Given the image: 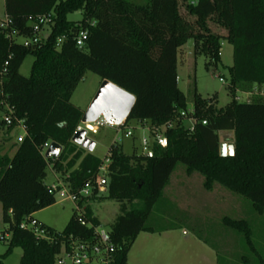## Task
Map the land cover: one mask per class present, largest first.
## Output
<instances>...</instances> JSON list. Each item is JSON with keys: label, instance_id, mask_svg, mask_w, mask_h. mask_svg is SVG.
Here are the masks:
<instances>
[{"label": "trees", "instance_id": "1", "mask_svg": "<svg viewBox=\"0 0 264 264\" xmlns=\"http://www.w3.org/2000/svg\"><path fill=\"white\" fill-rule=\"evenodd\" d=\"M5 11L10 28L18 34L9 38L0 18V109L6 113L9 106L28 129L25 139L15 143L13 156L0 148V202L11 233L6 255L21 247L20 264H55L60 244L22 228L28 217L54 235L92 230L82 226L76 215L63 231L34 217L56 202L46 183L50 161L70 172L66 181L72 192L96 180L104 163L72 142L84 110L71 97L88 71L136 96L127 123L162 126L179 118L177 127L165 131L167 145L154 144L152 154H126L122 145L110 147L106 189L93 200L120 204L110 234L121 263H127L142 231L173 229L157 230L147 220L178 163L187 171H199L207 190L219 183L250 199L256 212H264V97L256 96L250 103L235 99L237 85H264V0H5ZM76 11L83 18L69 20L68 14ZM44 15L53 18L49 35L26 46L20 37L32 38L33 24ZM81 28L89 31L83 48L75 41ZM63 35L66 39L58 47L57 39ZM190 39L195 54H205L209 66L221 62L223 41L233 45L228 84L232 99L225 107H217V95L203 97L195 90L193 112H188V99L178 84V54ZM28 55L34 56V62L30 75L24 76L20 67ZM183 111L188 119L192 116L193 128L184 122ZM2 124L6 126L3 120ZM6 128L5 136L10 137L12 126ZM222 131L234 133L233 156L220 155ZM47 142L63 146L59 157H44L42 147ZM63 158L68 160L66 167ZM85 216L100 224L89 206ZM222 221L255 249L250 220L225 216Z\"/></svg>", "mask_w": 264, "mask_h": 264}, {"label": "rangeland", "instance_id": "2", "mask_svg": "<svg viewBox=\"0 0 264 264\" xmlns=\"http://www.w3.org/2000/svg\"><path fill=\"white\" fill-rule=\"evenodd\" d=\"M135 1L144 2L145 0ZM0 11L2 13L0 15H3L4 0H0ZM68 18L72 21H80L83 18V14L81 11L72 12L68 14ZM1 19L4 20V17ZM214 27L218 29L215 25ZM219 30L224 33L223 30ZM44 35L45 33L43 32L42 36ZM33 62L34 56L28 55L20 67V73L24 76H29ZM207 63L208 58L205 54H195L193 39H190L179 50L178 84L188 99V109L193 108L195 90L203 97L217 95L216 105L219 108L225 107L232 99L228 84L230 78L229 68L234 63L233 45L223 41L221 62L217 66H209ZM220 76L224 77L226 82H222ZM101 80L99 75L88 71L75 89L71 102L84 109L91 97L96 94L102 82ZM245 88L249 87L246 85ZM4 114L5 112L0 109V148L3 153L13 156L16 152L15 143H18L17 137L20 134V130L19 127H12L11 131H13V134L10 137H6L7 128L2 124L1 120ZM188 123L186 121L187 125ZM129 125L134 127V137L124 138L120 145L123 146V151L126 154H141L142 138H149L150 133L148 130H142L137 121H131ZM231 132H219L221 142L234 144V134ZM116 135V130L108 125L101 127L95 132L88 130V136L96 142V147L92 153L105 160ZM67 154L68 150L65 151L64 156H67ZM72 155L70 154L69 158ZM67 161L63 158L61 164L66 167ZM56 163L54 160L50 161L47 168L46 183L48 185L58 184L59 181L65 182L69 177L70 172L59 169ZM168 180L162 196L157 201L147 220V225L153 226L157 230L166 227L173 229L161 232L142 231L127 254V264H177L176 259L181 256L185 258L193 257L197 263L199 261L202 263L203 258H210L213 263L216 264L217 262L218 264V260L230 261L229 259L235 257L241 261L240 264H260V258L244 236L235 229L226 226L222 221L225 216L235 219H248L250 221L253 216H258V212L253 209L250 199L232 192L219 183L214 185V191L205 189L204 176L197 170L187 171L183 163L177 164ZM221 192L228 194V201H224L221 198L219 195ZM55 200V204L36 212L34 217L48 227L63 231L73 215H76V206L74 201L62 192L55 194ZM195 201L198 202L195 205L196 207L191 204V202L195 203ZM221 201L224 202L221 203ZM89 207L94 217L98 219L100 225L106 230L111 229L117 215L120 213V204L115 200H92ZM262 220L254 221V227L258 223H261V225L259 228L256 227L253 241L256 243L255 247L260 249L264 257V243L261 241L264 239L262 237L264 235L260 233L264 226V224L262 225ZM0 224L4 227L6 225L3 221L1 202ZM183 228L189 230L191 238H193V235H202L209 241V244L216 247L217 251L210 249L198 239L193 241L196 243L194 252L188 251L187 248H184V245L187 247L186 244H188L189 239L183 234ZM7 248L8 242L0 241V264H20L23 254L22 248L14 247L11 253L6 255ZM183 248L184 252H182Z\"/></svg>", "mask_w": 264, "mask_h": 264}, {"label": "built area", "instance_id": "3", "mask_svg": "<svg viewBox=\"0 0 264 264\" xmlns=\"http://www.w3.org/2000/svg\"><path fill=\"white\" fill-rule=\"evenodd\" d=\"M52 23L53 18L51 15L40 16L38 21L33 24L34 36L29 39L20 37V41L26 46L39 43L43 37L49 35L48 28ZM2 26L7 29V35L9 38H16L18 31L10 28V19L8 16H6L4 20L2 19ZM43 32L45 33L44 36H42ZM88 37V29L81 28L75 36L76 45L79 48H83ZM65 39L66 35L58 37L56 43L57 46L60 47L61 43ZM220 80L222 82H226L225 78L222 76H220ZM244 86L246 87V85H237L235 87V99L237 101L250 103L256 96L264 97V85H255L250 89L245 88ZM6 109L7 112L4 114V117H2V120L6 126L19 127L20 134L17 137V142L20 143L28 134L27 126L24 123V119L17 118L9 106H6ZM188 112H193V108L189 109ZM188 112L183 111L181 116L185 119L184 122L186 123V121H188V125L193 128V118L192 116L189 119L187 118ZM202 123L207 124V120H203ZM178 124L179 118H175L162 126H151L150 124L143 123L141 125L142 130H148L150 137L142 138V154H152V147L154 144H158L163 147L166 146L168 142L165 135L166 129L177 127ZM106 125L114 128L117 132L111 148L120 145V142H122L124 138L134 137V127H131L126 120L121 124L116 125L110 123L103 115L91 122H83L81 120L74 134L79 130L86 129L88 135V130L95 132ZM50 144V142H47L42 147V154L45 158L46 151ZM111 154L112 151L109 149L107 158L104 160V163L99 170L97 179L88 182L81 190L72 192L67 181H59L58 184L48 186V191L50 193L56 194L58 192H62L63 194H67L68 198L74 201L76 206V217L82 226L92 229L90 232H86L83 235H54L47 227L41 226L32 217H28L21 223L22 228L31 229L38 238L60 244V250L55 258V264H127L120 262L118 256V246L113 242L110 230L104 229L100 224L95 225L85 216L86 209L92 202L93 197L101 196V194L105 192V186L108 180L106 176L107 167ZM9 214L12 215V210L9 211ZM10 238V231L7 230L6 226L4 227L0 224V241L9 242Z\"/></svg>", "mask_w": 264, "mask_h": 264}, {"label": "water", "instance_id": "4", "mask_svg": "<svg viewBox=\"0 0 264 264\" xmlns=\"http://www.w3.org/2000/svg\"><path fill=\"white\" fill-rule=\"evenodd\" d=\"M135 103L136 96L134 94L108 79H103L89 106L84 111L82 121H95L103 115L110 123L121 124L131 114ZM72 142L89 152H92L96 147V142L87 135L86 129L77 131L72 137ZM62 150L61 144L51 142L46 151V158H57ZM234 154V144L221 142V156H233Z\"/></svg>", "mask_w": 264, "mask_h": 264}, {"label": "crops", "instance_id": "5", "mask_svg": "<svg viewBox=\"0 0 264 264\" xmlns=\"http://www.w3.org/2000/svg\"><path fill=\"white\" fill-rule=\"evenodd\" d=\"M1 12V11H0ZM0 14H2V13H0ZM7 16V14H6V11H5V0H4V13H3V15H0V18H5ZM102 81V80H101ZM94 95V94H93ZM93 98V96L91 97V99ZM91 99L88 101V103H87V105H86V107L83 109L84 111L86 110V108L89 106V104H90V102H91ZM138 124H140V126L143 124H141V123H139V122H137ZM144 124H146V123H144ZM231 133H233V132H231ZM13 134V131H12V133H11V135ZM234 134V133H233ZM229 144V143H228ZM122 148H123V146H122ZM56 178H57V176L56 175H54ZM206 189V188H205ZM209 191H214V188L213 189H211V190H209ZM220 196H221V198H223V200L225 201H228V194H226L225 192H221V194H219ZM226 196H227V198H226ZM224 201H221V203L222 202H224ZM196 203H198V202H196L195 201V203L193 202H191V204H194V206L196 205ZM196 207V206H195ZM258 216H259V218H258ZM258 216H256V217H252V219H251V225H252V235H251V238H252V241H253V238H254V232H256V227L257 228H259V226L261 225V223H258V225H255V227H254V221L256 220V221H258V219H259V221H260V219H263L262 220V225L264 224V212H262V213H258ZM255 224H257V223H255ZM240 233V232H239ZM260 233H262L263 235H264V226H263V229H262V231L260 232ZM183 234L184 235H186L187 236V238L189 239L188 240V244H186V246L187 247H185V245H184V248H187L188 249V251H191V252H194V248H195V245H196V243L195 242H193V241H195V240H197L198 239V241H200L201 243H204L205 245H207L210 249H213V250H216L217 251V249H216V247L215 246H213V245H210L209 243H207V242H205L204 240H202V239H200L197 235H193L192 237L193 238H191V236H190V234H189V230L187 229V228H183ZM263 238H264V236H262ZM236 239H238L237 237H236ZM259 239V238H258ZM239 240V239H238ZM261 241H263V243H264V239L263 240H261ZM255 242L253 241V246H254V248L255 249H253L254 251H255V253H256V255L260 258V264H264V257L262 256V254H261V252H260V249L259 248H256L255 247ZM258 245V244H257ZM259 246V245H258ZM184 248L182 249V252H184ZM252 248V247H251ZM261 248V247H260ZM188 254V253H187ZM230 261H221V260H218V264H240L241 263V261L238 259V258H231V259H229ZM199 261V260H198ZM217 261V260H216ZM249 262V261H248ZM176 263L177 264H215V263H213L212 262V260L210 259V258H203L202 259V263L199 261V263H197V261H196V259L195 258H191L190 256L189 257H183V256H181V257H179V258H177L176 259ZM216 264H217V262H216Z\"/></svg>", "mask_w": 264, "mask_h": 264}]
</instances>
